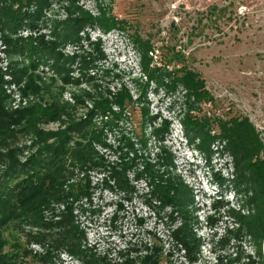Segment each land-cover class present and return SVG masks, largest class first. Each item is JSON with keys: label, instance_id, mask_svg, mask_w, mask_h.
I'll list each match as a JSON object with an SVG mask.
<instances>
[{"label": "rangeland", "instance_id": "rangeland-1", "mask_svg": "<svg viewBox=\"0 0 264 264\" xmlns=\"http://www.w3.org/2000/svg\"><path fill=\"white\" fill-rule=\"evenodd\" d=\"M47 3L43 9L28 0H0V12L11 7L22 17L18 27L0 21V138L13 119L25 123L27 110L56 104L59 120L38 123V129L59 133L71 124L91 122L90 131L98 138L93 146L111 170H81L68 161L75 170L64 190L71 186L78 196L75 188L88 180L91 194L80 201L71 197L68 203H57L49 221H63L70 206L74 226L85 234L89 257L102 264H140L154 246L162 250L161 264H264V239L258 244L238 216L257 213L250 204L257 188L235 187V157L219 124L248 118L261 148L255 160H264V0ZM104 13L122 25L103 28ZM82 16L99 23L85 26L78 41L58 46L55 54L66 64L61 70L56 58L28 50L31 41H61L56 34L68 36L70 20ZM172 49L183 54L182 61L170 62ZM184 68L200 74L212 99L202 102L174 80ZM188 116L210 120L207 131L214 141L209 151L202 138L191 140L187 135ZM12 129L18 134L0 145V151L5 155L17 151L0 162L1 183L9 180L6 173L13 160L27 163L45 143L34 131ZM73 135L72 149L76 142L85 144L83 137ZM123 161H132L127 172L135 190L132 195L111 181V168L121 170L117 166ZM150 169L164 174L165 180H182L194 192L188 209L190 226L200 240L194 259L175 238L183 218L172 207L160 210L154 198ZM60 231L12 223L2 239L5 251L24 264H43L45 256H55V264H85L65 249L54 250V236Z\"/></svg>", "mask_w": 264, "mask_h": 264}, {"label": "trees", "instance_id": "trees-1", "mask_svg": "<svg viewBox=\"0 0 264 264\" xmlns=\"http://www.w3.org/2000/svg\"><path fill=\"white\" fill-rule=\"evenodd\" d=\"M28 2L30 4L37 2L43 9L48 5L47 0H28ZM217 11V7L212 9L213 14ZM40 12L42 11L40 10ZM96 20L91 16L88 18L85 16L73 18L70 20L68 29L72 32L68 36L56 34L57 39L61 41L50 44L41 41L36 44V41H31L28 43V50L33 54H44V56L56 58L57 67L61 70L60 66L66 64H61L62 57L59 54H55L58 53V46L69 40L73 42L78 41L79 32L88 24L98 22ZM0 21H7L9 24L15 22L16 27H18L20 26L22 17L13 8L7 7L0 12ZM101 21H103L101 23L102 27L107 29L122 25V22L120 23L113 18H107L105 13ZM62 36L66 37L61 39ZM182 60L183 54L176 49H172L170 62L175 63ZM178 73H181L180 70ZM177 78L175 77L174 80L182 82L190 96H195L202 102L212 99L199 73L185 69ZM122 103L123 101L120 102V104ZM27 111L30 114L25 123L22 124L20 119H13L11 121L12 126H16L24 131H34L40 138H45V143L44 147L40 148L37 154L27 163L20 164L18 160H13L6 173V177L9 180L5 183H1L0 181V264H24L20 262L19 256L5 251L6 241L2 239V233L12 223L40 226L54 231L60 229L59 234L54 236L53 248L56 252L65 249L70 257L79 259L85 264H102L101 261L89 257V250L85 249V234L74 226L73 212L70 206L63 221L57 223L49 221L55 211L54 206L57 203H68L70 198L74 197V191L71 186L68 191L64 190L68 176L72 175L75 170L72 163V170L67 166L68 161L71 160L73 165L80 166L81 170L99 169L103 172H106V170L108 173L111 172V170H108L110 164L102 162L93 146V143L98 138L93 136V133L90 131L91 122L71 124L65 131L59 133H44L38 129V123L59 120L61 112L59 106H56V104H51L48 107L38 105ZM210 123V120L207 118L200 121L189 116L184 121L187 135L191 140L202 138L205 141V143L202 142L205 151H209L210 144L214 141L207 131ZM219 124L221 128L220 134L228 141V148L235 157L237 168V179L236 183L234 182L235 187L248 190L249 188L253 189L252 186L256 185L257 189H254V200L250 204L254 205L257 213L250 218L238 216L242 225L244 224L248 227V233L261 245L264 239V160H255L261 152L258 135L255 133V129L248 118H232L227 122L221 120ZM12 126H9L4 135H2V138H0V145H3L8 138L14 139V136L18 134L12 129ZM74 133L83 137L85 144L76 142V148L72 149L70 144L74 141ZM51 140L53 141L50 142ZM16 151L13 149L9 151L11 153L8 155L0 151V162L4 161L6 157L15 155ZM168 157L167 162L171 166L173 159L171 155ZM131 162L123 161L121 166H117L121 167V170L118 171L114 167L111 168L113 171L111 181L116 184V187L120 191L128 195L135 193L134 187L127 177V172L132 167ZM150 172H152L151 175L154 178L155 184L153 195L160 202V210L172 207L183 218L184 224L182 228L175 232V238L181 248L185 250V254L190 259H194L200 247V240L197 239L190 226L192 220L190 221L188 209L194 202L193 190L178 178L165 180L164 174H159V172L154 173L152 170ZM23 174L26 175L22 177ZM75 189L78 192V196L74 197L77 201H80L83 197H90L91 190L88 180L85 186L82 185ZM88 201H91V199L89 198ZM46 214L50 215L48 216L49 218H46ZM242 233L240 230V235ZM41 238L44 239L46 236H41ZM259 248L261 249V246ZM161 253V248L154 246L150 250V253L141 258L140 264H161ZM259 255L261 256V252ZM54 257H43L46 259H43V264L47 262V264H55L53 262Z\"/></svg>", "mask_w": 264, "mask_h": 264}]
</instances>
